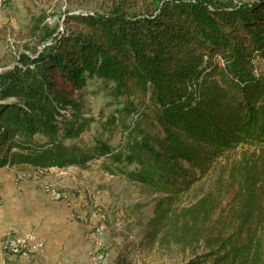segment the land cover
Listing matches in <instances>:
<instances>
[{
  "label": "trees",
  "instance_id": "obj_1",
  "mask_svg": "<svg viewBox=\"0 0 264 264\" xmlns=\"http://www.w3.org/2000/svg\"><path fill=\"white\" fill-rule=\"evenodd\" d=\"M69 11L61 30L35 22L38 46L0 70V167L87 168L106 156L154 198L148 245L189 252L186 264H264V0ZM90 79L132 116L120 149L68 141L90 121ZM227 184L235 191L220 211Z\"/></svg>",
  "mask_w": 264,
  "mask_h": 264
},
{
  "label": "rangeland",
  "instance_id": "obj_2",
  "mask_svg": "<svg viewBox=\"0 0 264 264\" xmlns=\"http://www.w3.org/2000/svg\"><path fill=\"white\" fill-rule=\"evenodd\" d=\"M0 1V70L10 67L26 46H38L32 35L35 22L43 20L61 30L67 26L68 10L103 12L111 4V0ZM255 65L257 72H264V59L257 58ZM84 91V112L90 121L80 136L68 141L94 146L100 138L120 149L132 122V116L122 111L124 102L111 96L100 79H90ZM106 166L115 168L108 157L100 156L87 168L0 167V264H6V257L12 264H186L191 253L147 244L143 225L153 213V196L123 172L111 173ZM131 167L135 166L125 168ZM234 191V186L226 185L220 211L227 208ZM32 233L43 240L42 248L34 246ZM7 236L21 244V254L5 250Z\"/></svg>",
  "mask_w": 264,
  "mask_h": 264
},
{
  "label": "bare ground",
  "instance_id": "obj_3",
  "mask_svg": "<svg viewBox=\"0 0 264 264\" xmlns=\"http://www.w3.org/2000/svg\"><path fill=\"white\" fill-rule=\"evenodd\" d=\"M0 7H1V1H0ZM0 198H1V187H0ZM1 202V200H0ZM13 242H14V247L11 246H5V250L7 251V249L9 250L10 253L14 254V255H19L21 254V252H23V249H19L22 248L21 244L13 238ZM43 247V244L40 243L39 249Z\"/></svg>",
  "mask_w": 264,
  "mask_h": 264
},
{
  "label": "built area",
  "instance_id": "obj_4",
  "mask_svg": "<svg viewBox=\"0 0 264 264\" xmlns=\"http://www.w3.org/2000/svg\"><path fill=\"white\" fill-rule=\"evenodd\" d=\"M55 195L58 197V194L57 193H55ZM32 234L35 236L34 246L35 247H39L40 246V242L43 241V240H41L36 234H34V233H32ZM3 243H5V246L14 247L13 237L7 236L5 238V241ZM19 249H22V248H19Z\"/></svg>",
  "mask_w": 264,
  "mask_h": 264
},
{
  "label": "crops",
  "instance_id": "obj_5",
  "mask_svg": "<svg viewBox=\"0 0 264 264\" xmlns=\"http://www.w3.org/2000/svg\"><path fill=\"white\" fill-rule=\"evenodd\" d=\"M6 178L9 180L10 179V177L8 176V175H6ZM14 195V194H13ZM14 197H15V195H14Z\"/></svg>",
  "mask_w": 264,
  "mask_h": 264
}]
</instances>
